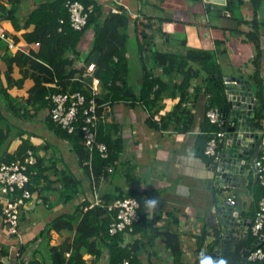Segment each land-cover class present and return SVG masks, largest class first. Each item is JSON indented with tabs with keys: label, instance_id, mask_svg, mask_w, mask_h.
Returning a JSON list of instances; mask_svg holds the SVG:
<instances>
[{
	"label": "crops",
	"instance_id": "0c3cea01",
	"mask_svg": "<svg viewBox=\"0 0 264 264\" xmlns=\"http://www.w3.org/2000/svg\"><path fill=\"white\" fill-rule=\"evenodd\" d=\"M47 1L0 0L9 9L12 8L11 3L19 5L17 18H0V34H6V38L0 37V128L9 135V140L2 144L0 160L2 165L6 164L3 162L6 155L17 152L20 138L31 140L37 147L32 151L35 157L45 159L48 165L56 164L59 171L68 169L82 179L86 195L76 202L65 204L56 191L48 192L46 183L40 184L38 188H44V193H40L41 189L34 192L33 200L22 208L19 237L11 236L0 211V246L10 253L7 257L0 251V262L21 264L31 259L38 246L33 243L35 238L55 218L73 212L84 197L92 206L96 196H117L135 191L142 194L146 201L148 222L156 220L153 227L148 226L133 239L141 246V262L174 264L171 249L157 236L158 231H169L180 237L184 263L208 264L209 247L216 241V234L219 232L221 235L216 221L217 211L218 205L226 204L220 193L226 190L227 194H238L236 207L240 208V220L243 223L252 219L254 197L250 187L259 181L253 162H248L237 184L227 189L218 187L210 165L213 158L206 155L201 139L205 134L209 96L204 90L196 91L200 80H194L190 89L193 97L187 104L193 119L189 130H185L183 122L187 118L181 116L180 121L173 116L180 102L179 96H166L151 109L137 101L109 100L103 105V123L108 131L118 128L117 136L124 141L125 149L117 170L108 175L98 188L92 189L70 145L48 127L50 110L34 100L39 85L56 89L57 84L52 81L53 70L36 57L39 44L17 45V39L23 41V35L33 30V26L24 27L26 18ZM237 1L240 4L234 14L226 9L227 5L209 4L204 0H98L107 11L117 4L126 10L128 8L131 16L128 85L136 94L141 91L145 63L151 69L153 51L184 55L191 49L215 51L217 43L223 42L222 48L227 53L219 56V62L224 77H243L250 82V86H257L256 103L259 106V91L262 89L264 93V0H259L257 6L253 0ZM137 24L151 38L149 46L143 51L136 36ZM251 33L257 35L259 47L250 39ZM88 36L80 43L82 59L75 64V68L83 71L94 62L91 56L94 37L91 39ZM10 42H13L14 48H10ZM19 54L28 59L19 61ZM146 54H150L149 61ZM156 72L160 74L162 71L156 69ZM90 79L85 80L90 83ZM100 89L101 94L105 92L102 87ZM261 125L264 128V120ZM49 177L56 181V171H50ZM56 187L61 188V185ZM150 200L157 201L154 207L148 206ZM247 229L243 225L235 230L245 235ZM205 231L207 236L201 254L198 238ZM52 237V245L57 246L66 235L53 232Z\"/></svg>",
	"mask_w": 264,
	"mask_h": 264
},
{
	"label": "trees",
	"instance_id": "16d2710c",
	"mask_svg": "<svg viewBox=\"0 0 264 264\" xmlns=\"http://www.w3.org/2000/svg\"><path fill=\"white\" fill-rule=\"evenodd\" d=\"M68 1L48 0L33 10L26 18L24 25L27 29L33 26V30L23 35V41L17 39V45L23 43L39 44L40 50L35 53L36 57L53 70L52 81L56 82V89L50 90L48 87L39 85L34 96V100L42 104L41 107L44 106L51 112L54 108L52 96L66 92H79L86 97V102L81 110L89 106L91 99L97 102L96 139L91 149L86 148L83 144L82 128L85 125V117L82 111L74 123L75 128L72 132L55 122L50 112L48 118V127L60 139L65 140L70 145L72 152L78 158L83 175L88 179L92 189L98 188L108 175L117 170L125 149L124 141L117 136L118 128L108 131L103 123L102 107L109 100L112 102L137 101L151 109L157 107L166 96H179L180 102L173 116L187 118V121H183L185 130H187L193 121L192 111L187 107L188 102L193 97L190 89L194 80H200L196 91L204 90L209 96L208 110L217 107L222 115L223 107L227 101L225 77L219 62V56L227 53V50L222 48L223 42L217 43L215 51L191 49L184 55L153 51L150 63L152 70L147 68L145 63L146 69L141 91L136 94L128 85L130 72L128 29L131 23L129 13L123 10L120 14H114L110 10L107 11L98 0H71L79 1L87 7H94L86 26L82 30H76L70 24V13L66 7ZM253 1L256 6L260 4L259 0ZM239 4L240 2L237 0H227L226 9L236 14ZM11 5L12 8L9 9L0 3V18L10 20L17 18L19 5L12 3ZM88 32H92L94 35L91 51L92 62L94 61L93 64L96 67L94 74L101 81V87L105 91L99 95H93L91 88L93 78L91 77L89 83L85 79L90 77H82L85 71L75 68V64L82 59L79 50L80 43ZM136 33L143 51L147 45L149 46L151 38L144 30H140L138 24L136 25ZM250 39L259 47V40L255 33L250 34ZM24 57V55L19 54L18 60L25 62L28 58ZM87 62H90V58L87 59ZM156 69L162 72L159 74ZM177 79L181 80L177 81ZM258 83L260 84L259 80ZM256 114L257 123L262 128L261 123L264 120V93L262 89L259 91V106ZM179 120L181 121V118ZM161 123L162 121L159 124ZM220 124L221 122L212 124L206 117L205 134L201 137L204 150L213 139V135L220 131ZM8 140L9 135L7 136L0 128V150L2 144ZM99 144L106 146V158L102 156L98 148ZM36 149L37 147L32 144L31 140L20 138L17 152L13 155H6L3 162L10 164L19 161L27 166L26 174L30 177L27 188L32 193L41 189L38 188L40 184L46 183L48 192L56 191L65 204L76 202L86 195L83 180L76 177L68 169L59 171L56 164L48 165L43 158H36L35 163H27L29 152ZM110 168L112 171H109ZM50 171H56L58 176L56 181L49 177ZM57 184H60L61 188H57ZM43 189L40 190V193H44ZM250 189L254 197L250 216L254 220L264 197V185L257 181L251 185ZM101 198L104 205L91 206L90 201L84 197L82 202L75 206L73 212L61 215L50 222L33 242L38 244L34 256L28 261H22L21 264H121L125 260H128L129 264H143L139 258L141 246L137 240L133 239L139 232L144 231L148 226L153 227L156 223V220L150 223L146 219V201L143 195L132 191L117 196L107 194ZM124 198H137L140 201L141 220L133 226V232L125 230L111 234L110 225L116 216V212L109 211L107 205L117 199ZM0 211H2V205H0ZM53 232L62 236L66 235L64 241L57 246L52 245ZM216 235H218L217 239L210 245L209 250H212L216 245L222 247L221 235L219 232ZM157 236H160L171 249L175 258L174 264H186L183 262L181 240L177 234L169 231H158ZM206 236L205 231L198 238L201 254ZM239 236L240 233L236 230L230 236L227 242L229 249L222 255L220 264H240L243 251L251 248L257 240L252 234L251 227L248 229V237L246 235ZM0 251L5 256L10 257V253L2 246H0ZM105 258L107 259L106 262ZM249 263L264 264V262ZM0 264L7 263L0 262Z\"/></svg>",
	"mask_w": 264,
	"mask_h": 264
},
{
	"label": "built area",
	"instance_id": "2783aa9c",
	"mask_svg": "<svg viewBox=\"0 0 264 264\" xmlns=\"http://www.w3.org/2000/svg\"><path fill=\"white\" fill-rule=\"evenodd\" d=\"M66 7L70 13V24L76 30H82L88 21L90 13L94 10L93 6H85L79 1L69 0ZM122 7V8H121ZM114 14H120L126 10L121 4L113 6L109 9ZM128 10V8H127ZM126 10V11H127ZM1 38H6V34H0ZM10 48H14L13 42H10ZM95 64H90L87 70L83 73L82 77H92V91L93 95L100 94L101 81L95 76ZM54 108L51 110V116L55 122L60 124L63 128L72 132L75 128L74 123L80 112H83L85 117V125L82 128L84 139L83 144L86 148L91 149L96 139V120L97 117V102L94 99L90 100L89 106L83 108L86 102V97L79 93H58L52 96ZM207 117L212 124L221 122V112L217 107H213L207 111ZM262 135V150L260 155L253 161V168L259 182L264 185V128L258 131ZM222 136L221 133H216L213 139L208 143L205 150L207 156L214 158L218 153V138ZM98 148L103 157H107V148L104 144H99ZM27 163H35L36 157L30 151ZM27 166L19 161L10 164H3L0 166V205H2L3 216L9 226L11 236H20V223L22 218V208L27 207L29 202L33 200L34 194L27 186L30 183V177L26 174ZM109 171H112L110 168ZM227 189V188H224ZM226 191V190H225ZM222 192L221 199H225V204L229 207L235 208L238 201V194ZM225 195V196H224ZM224 196V197H222ZM102 206L104 202L102 198L96 196L92 206ZM108 210L116 212V216L110 225V233L116 234L129 230L133 232V226L140 222V201L137 198H124L117 199L111 204L107 205ZM241 224V225H240ZM245 226V220L239 218L237 223L238 229ZM252 234L256 237V245L251 249L248 255V262H264V197L260 202V209L256 213L253 224L251 226ZM248 232V229L245 233ZM240 234L243 232H239ZM244 233V234H245ZM242 235V234H241ZM121 264H129L125 260Z\"/></svg>",
	"mask_w": 264,
	"mask_h": 264
},
{
	"label": "water",
	"instance_id": "95a60500",
	"mask_svg": "<svg viewBox=\"0 0 264 264\" xmlns=\"http://www.w3.org/2000/svg\"><path fill=\"white\" fill-rule=\"evenodd\" d=\"M204 1L222 6L227 4V0ZM149 59L150 54H146V60L149 61ZM225 81L227 101L223 107L219 131L222 136L218 138L217 156L210 162L216 184L221 188L237 184V179L244 175L248 162H253L260 155L263 147V137L258 132L263 127H259L256 120L258 87L250 86V82L243 77H226ZM217 216L218 220L216 221L220 225L222 247L216 245L212 250H209L208 264H220L222 255L228 251L227 242L237 228L240 208L220 204ZM252 224V219L245 220L246 227L250 228ZM245 235L248 237V232ZM256 243L258 241L251 248L243 251L240 264H250L247 258Z\"/></svg>",
	"mask_w": 264,
	"mask_h": 264
},
{
	"label": "clouds",
	"instance_id": "9594fccd",
	"mask_svg": "<svg viewBox=\"0 0 264 264\" xmlns=\"http://www.w3.org/2000/svg\"><path fill=\"white\" fill-rule=\"evenodd\" d=\"M147 203H148V206H149V207H154V206L156 205L157 201H155V200H150V201H148Z\"/></svg>",
	"mask_w": 264,
	"mask_h": 264
},
{
	"label": "rangeland",
	"instance_id": "374dc122",
	"mask_svg": "<svg viewBox=\"0 0 264 264\" xmlns=\"http://www.w3.org/2000/svg\"><path fill=\"white\" fill-rule=\"evenodd\" d=\"M87 35L91 36V39L94 37L92 32H90V33L87 34ZM89 36H88V37H89ZM93 43H94V41H93V39H92L91 44H93ZM133 44H135V42H133ZM100 94H101V89H100Z\"/></svg>",
	"mask_w": 264,
	"mask_h": 264
}]
</instances>
